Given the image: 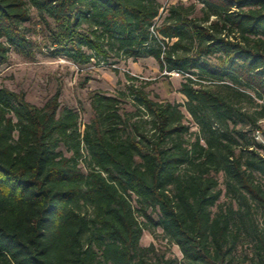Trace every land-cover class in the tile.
<instances>
[{
	"label": "trees",
	"instance_id": "16d2710c",
	"mask_svg": "<svg viewBox=\"0 0 264 264\" xmlns=\"http://www.w3.org/2000/svg\"><path fill=\"white\" fill-rule=\"evenodd\" d=\"M161 8L0 0V65L152 58L186 98L127 73L124 92H91L82 129L60 89L39 106L0 86V264H264V0ZM157 228L181 258L141 244Z\"/></svg>",
	"mask_w": 264,
	"mask_h": 264
},
{
	"label": "rangeland",
	"instance_id": "374dc122",
	"mask_svg": "<svg viewBox=\"0 0 264 264\" xmlns=\"http://www.w3.org/2000/svg\"><path fill=\"white\" fill-rule=\"evenodd\" d=\"M162 3L161 15L172 3L183 2L189 4L193 0H160ZM40 40V38H39ZM38 54L36 60L29 61L14 51L10 52L9 61L0 65V86H6L14 91L25 92L26 98L35 105L42 106L45 101L60 89L62 105L79 107L81 110V128L89 122L92 111L89 95L93 91H104L118 94L125 90L126 74L131 73L141 81H150L147 90L157 100H169L183 103L185 96L179 92L182 75L172 73L169 76L160 71L158 63L152 58L138 61L121 60L116 65L95 61L79 66L69 59L52 56L45 52ZM117 69V70H116ZM124 109L133 110L127 99ZM186 112L185 108H182ZM187 123L192 130H197L188 112ZM264 126V123H263ZM154 243L157 247L168 249L169 255L181 258V252L176 245H172L165 238L161 228L154 233L144 230L141 238L142 245Z\"/></svg>",
	"mask_w": 264,
	"mask_h": 264
},
{
	"label": "built area",
	"instance_id": "2783aa9c",
	"mask_svg": "<svg viewBox=\"0 0 264 264\" xmlns=\"http://www.w3.org/2000/svg\"><path fill=\"white\" fill-rule=\"evenodd\" d=\"M255 138L264 144V129H257L254 133Z\"/></svg>",
	"mask_w": 264,
	"mask_h": 264
}]
</instances>
